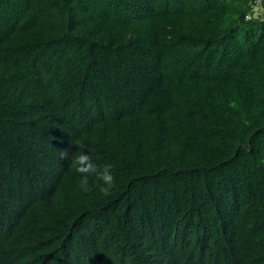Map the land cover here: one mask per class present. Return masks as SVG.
Wrapping results in <instances>:
<instances>
[{
	"label": "trees",
	"instance_id": "obj_1",
	"mask_svg": "<svg viewBox=\"0 0 264 264\" xmlns=\"http://www.w3.org/2000/svg\"><path fill=\"white\" fill-rule=\"evenodd\" d=\"M252 7L0 0V264H264Z\"/></svg>",
	"mask_w": 264,
	"mask_h": 264
},
{
	"label": "clouds",
	"instance_id": "obj_2",
	"mask_svg": "<svg viewBox=\"0 0 264 264\" xmlns=\"http://www.w3.org/2000/svg\"><path fill=\"white\" fill-rule=\"evenodd\" d=\"M80 149H84L85 145L78 143ZM61 159H69V152L67 149L60 151ZM71 166L77 173L80 174L79 186L83 191H89V178L94 177L101 182V191L108 192L115 187V178L112 175L111 164L97 165L92 162L90 155L85 151L73 153L70 158Z\"/></svg>",
	"mask_w": 264,
	"mask_h": 264
},
{
	"label": "rangeland",
	"instance_id": "obj_3",
	"mask_svg": "<svg viewBox=\"0 0 264 264\" xmlns=\"http://www.w3.org/2000/svg\"><path fill=\"white\" fill-rule=\"evenodd\" d=\"M251 12H252L253 17L261 18V13H262L261 12V6H254L253 5Z\"/></svg>",
	"mask_w": 264,
	"mask_h": 264
},
{
	"label": "built area",
	"instance_id": "obj_4",
	"mask_svg": "<svg viewBox=\"0 0 264 264\" xmlns=\"http://www.w3.org/2000/svg\"><path fill=\"white\" fill-rule=\"evenodd\" d=\"M264 0H251V3L254 5V6H258L261 2H263ZM249 20V16L246 15L245 16V21Z\"/></svg>",
	"mask_w": 264,
	"mask_h": 264
},
{
	"label": "crops",
	"instance_id": "obj_5",
	"mask_svg": "<svg viewBox=\"0 0 264 264\" xmlns=\"http://www.w3.org/2000/svg\"><path fill=\"white\" fill-rule=\"evenodd\" d=\"M258 6H261V19L264 20V1L261 2Z\"/></svg>",
	"mask_w": 264,
	"mask_h": 264
}]
</instances>
